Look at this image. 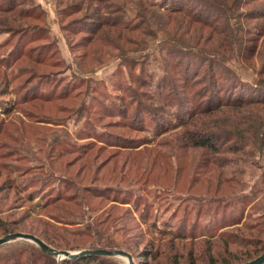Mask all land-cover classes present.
Listing matches in <instances>:
<instances>
[{"label": "rangeland", "instance_id": "374dc122", "mask_svg": "<svg viewBox=\"0 0 264 264\" xmlns=\"http://www.w3.org/2000/svg\"><path fill=\"white\" fill-rule=\"evenodd\" d=\"M15 232L102 240L121 264L264 253V0H0V237ZM39 249L11 238L0 264H47Z\"/></svg>", "mask_w": 264, "mask_h": 264}, {"label": "water", "instance_id": "95a60500", "mask_svg": "<svg viewBox=\"0 0 264 264\" xmlns=\"http://www.w3.org/2000/svg\"><path fill=\"white\" fill-rule=\"evenodd\" d=\"M11 238H21L27 239L36 243L43 251L56 255L58 258H74L78 256H83L87 254H100L107 256H117V257H127V254L119 249H104V248H85L78 251H67V250H57L51 247L50 245L43 242L40 238L34 236L30 233L15 232L9 233L0 237V244H3ZM264 263V253L255 257L252 260L240 263V264H261Z\"/></svg>", "mask_w": 264, "mask_h": 264}, {"label": "trees", "instance_id": "16d2710c", "mask_svg": "<svg viewBox=\"0 0 264 264\" xmlns=\"http://www.w3.org/2000/svg\"><path fill=\"white\" fill-rule=\"evenodd\" d=\"M198 71V70H197ZM240 98H234L232 101L227 102L228 104L222 105H235L239 102ZM203 144H210L209 140H204L200 138ZM102 240H95L92 242V246L89 248H104V249H113L116 247L114 244L101 242ZM115 249V248H114ZM43 255L47 256V264H121L116 259L112 258L111 256L107 255H100V254H87L83 256H78L74 258H57L56 255L43 251L41 248L39 249ZM45 261V260H44ZM33 264V263H31ZM264 264V263H261Z\"/></svg>", "mask_w": 264, "mask_h": 264}]
</instances>
